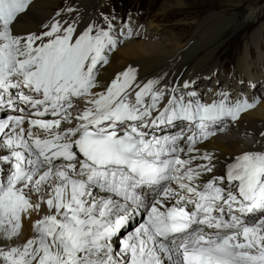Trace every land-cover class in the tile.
<instances>
[{
    "label": "snow or ice",
    "instance_id": "obj_1",
    "mask_svg": "<svg viewBox=\"0 0 264 264\" xmlns=\"http://www.w3.org/2000/svg\"><path fill=\"white\" fill-rule=\"evenodd\" d=\"M32 3L0 0V264H264V146L222 165L198 147L260 99L206 103L131 64L102 80L131 26L69 6L15 31Z\"/></svg>",
    "mask_w": 264,
    "mask_h": 264
},
{
    "label": "bare ground",
    "instance_id": "obj_2",
    "mask_svg": "<svg viewBox=\"0 0 264 264\" xmlns=\"http://www.w3.org/2000/svg\"><path fill=\"white\" fill-rule=\"evenodd\" d=\"M63 1L33 0L27 13L15 23L14 30L24 33L37 29L54 11V8ZM103 1L105 0H77L85 8V12L81 16L84 23L88 21L87 12L100 7L104 4ZM186 1L165 0L161 4L158 14L165 16L170 9L186 8L188 6ZM234 2L239 6L220 7L218 11L209 12L201 19H196L194 22L192 20V25L183 24L181 28L189 26L188 36L190 34L191 36L189 39H186L187 37L181 39L182 36H180V41L168 37L167 42L156 37L157 33L153 34V30V33L149 32V26L152 27L156 15L151 17L153 21L147 23L148 26L145 30L143 29L140 34H135L134 37L127 39L122 44V49L115 50L111 54L110 63L104 66L100 72V78L107 80L115 70L126 64H137L139 80L145 79L146 81L153 77L163 76L164 82H175L174 85H181L183 81L191 80L194 83L188 90L195 91L194 89H196L198 92L203 88L201 86H209L211 79L213 81L211 88L218 87L216 82L223 80L224 84L221 86H226L231 98L244 97L249 92L252 96H259L261 100L257 108L243 113L237 124L228 121L225 131L200 144L202 151H213L220 157L232 156V154L241 153V150L248 148L252 150L254 145L257 149L264 146V137L260 135L264 131V91L260 95L257 93L259 90H264L262 25L256 27L253 33L244 40L241 45V53L236 58V60L238 59L237 64L234 66L237 71H233L232 75L222 73L215 61L216 53L220 52L228 43V36L235 33L242 25L246 27L248 22L254 21L264 12V0H235ZM243 2L245 5L241 4ZM154 26L159 27V24L155 23ZM192 30L194 33L191 32ZM253 51L255 57H251ZM196 76L199 79H195ZM213 98L207 99L210 101ZM163 103L164 101L161 106ZM9 113L7 112V114ZM0 154L4 153L0 152ZM32 199L35 201L36 197L33 196ZM36 218V215L33 214L31 220L27 218L23 220L20 237L14 241L15 243H21L33 235L31 221ZM126 235L124 234V236ZM122 236L123 232L114 238L113 246L117 250L120 239L124 237Z\"/></svg>",
    "mask_w": 264,
    "mask_h": 264
},
{
    "label": "rangeland",
    "instance_id": "obj_3",
    "mask_svg": "<svg viewBox=\"0 0 264 264\" xmlns=\"http://www.w3.org/2000/svg\"><path fill=\"white\" fill-rule=\"evenodd\" d=\"M164 1L165 0H105L103 1L104 4L101 7L102 8L105 7L104 8L105 11H109L112 8H116L117 12L121 16H124L129 12H131V14H133L134 12H138L140 16H142V20L148 23L151 20L153 21L151 17H154L156 15V17H154L156 19H154L152 27L149 26V32L153 33L154 31L153 34H155L156 32L157 33L156 37L162 38L168 42V37L178 39V41H180L179 40L180 36H182L181 39H183L184 37H187L186 39H189V37L191 36V34L188 36L189 26H187V28H181L183 24L189 23L190 25H192L191 23L192 20H193L192 22H194V20L196 19H201L209 12L218 11L220 7L234 8L236 6H239V4L238 5L235 4L234 2L235 0H187V1L185 0L188 4L186 8L180 10L170 9L166 12L167 14L163 16L158 14V11L160 9L161 4ZM241 4L245 5L244 2ZM184 12L185 14H183ZM133 21L134 20L129 21L128 23L132 24ZM155 23L159 24V27L154 26ZM248 23L249 24L246 27L245 25H242L243 27L242 26L239 27V29L235 33L230 34V36H228L229 38L228 43L225 45L223 49H221L220 52H217L215 55V61H217V64L221 68V72L225 73V75L227 74L232 75L233 71H237L236 67L234 66H236L237 64L238 59L236 60V58L241 53V45H243L244 40L249 36V34H252L253 30H255L256 27L260 25H262L261 41L262 43H264V12L257 19ZM191 32L194 33V30H192ZM121 46L117 47L116 50L122 49ZM253 53L254 51L251 53L252 54L251 57H255ZM209 84H210L209 86L213 84L212 79L209 81ZM217 84L218 86L223 85L224 84L223 80L222 81L218 80L216 82V85ZM203 89H205V87L202 88L200 92L203 93ZM263 91L264 90H259L257 92L258 95H260V93L262 94ZM164 103H166V100H164ZM133 220H135V218Z\"/></svg>",
    "mask_w": 264,
    "mask_h": 264
}]
</instances>
